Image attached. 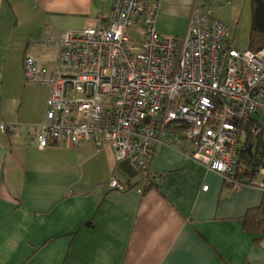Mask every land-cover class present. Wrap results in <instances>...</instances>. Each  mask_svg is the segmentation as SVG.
I'll list each match as a JSON object with an SVG mask.
<instances>
[{"label": "crops", "instance_id": "1", "mask_svg": "<svg viewBox=\"0 0 264 264\" xmlns=\"http://www.w3.org/2000/svg\"><path fill=\"white\" fill-rule=\"evenodd\" d=\"M113 1L0 0V124L18 127L0 133V264H264V239L242 228L261 177L230 187L177 147L144 175L92 142L32 143L48 90L25 81L23 59L47 27H91ZM145 1L160 3L162 36L186 35L195 0Z\"/></svg>", "mask_w": 264, "mask_h": 264}, {"label": "built area", "instance_id": "2", "mask_svg": "<svg viewBox=\"0 0 264 264\" xmlns=\"http://www.w3.org/2000/svg\"><path fill=\"white\" fill-rule=\"evenodd\" d=\"M218 4L231 2L195 0L181 39L158 32V1L114 0L91 27H47L36 45L56 51L53 67L23 59L25 81L48 90L32 143L92 142L144 175L158 148L177 147L223 178L232 174L247 125L250 145L264 148V123L252 118L264 116V48L236 49L229 27L212 16ZM17 131L0 124V133ZM109 185L120 189L115 179Z\"/></svg>", "mask_w": 264, "mask_h": 264}, {"label": "trees", "instance_id": "3", "mask_svg": "<svg viewBox=\"0 0 264 264\" xmlns=\"http://www.w3.org/2000/svg\"><path fill=\"white\" fill-rule=\"evenodd\" d=\"M7 2V0H3ZM251 7V26L249 33V47L247 50L258 51L264 48V0H250ZM247 125L245 143L240 149L239 160L233 170V173L224 177V184L235 187L242 185H251L258 179V173L264 168V148L259 141L251 146V136ZM264 189V178L260 183ZM244 231L258 235L257 240L264 239V198L257 208L249 210L242 221ZM243 264H248L244 262Z\"/></svg>", "mask_w": 264, "mask_h": 264}, {"label": "rangeland", "instance_id": "4", "mask_svg": "<svg viewBox=\"0 0 264 264\" xmlns=\"http://www.w3.org/2000/svg\"><path fill=\"white\" fill-rule=\"evenodd\" d=\"M230 2V5H214L211 8L212 16L229 27L231 43L236 49H247L251 26L250 0H230ZM27 56L35 57L41 66L45 65L48 67H43L51 69L56 60V51L37 47L28 51ZM252 118L253 120L260 119L264 123V116L261 118L253 116Z\"/></svg>", "mask_w": 264, "mask_h": 264}]
</instances>
